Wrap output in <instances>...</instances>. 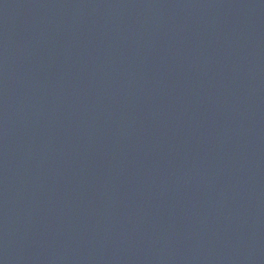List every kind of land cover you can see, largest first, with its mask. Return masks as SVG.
<instances>
[{"label":"water","instance_id":"1","mask_svg":"<svg viewBox=\"0 0 264 264\" xmlns=\"http://www.w3.org/2000/svg\"><path fill=\"white\" fill-rule=\"evenodd\" d=\"M0 264H264V0H0Z\"/></svg>","mask_w":264,"mask_h":264}]
</instances>
